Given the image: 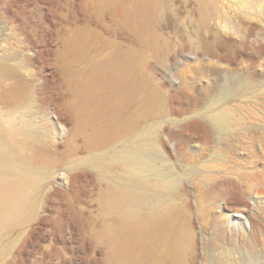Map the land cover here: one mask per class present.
Wrapping results in <instances>:
<instances>
[{"label": "rangeland", "instance_id": "obj_1", "mask_svg": "<svg viewBox=\"0 0 264 264\" xmlns=\"http://www.w3.org/2000/svg\"><path fill=\"white\" fill-rule=\"evenodd\" d=\"M115 1L0 0V92L10 83L19 88L15 101L0 94V121L8 127L14 120L21 128L19 158L38 149L27 163L40 174L25 218L0 230V264H111L109 258L128 254L136 256L134 264H264V197L254 204L247 194L230 193L231 178L202 176L214 170L206 164L215 158L247 163L245 137L218 143L214 136L193 148L181 143L179 125L219 106L223 87L241 79L248 89L246 109L257 114L251 122L247 111L245 122L264 133V14L250 16L233 0H157L149 12L120 14ZM108 73L121 74L129 89L137 87L129 105L80 122V96ZM147 98L157 103L144 115ZM147 129L157 149L144 151L168 165L172 177L179 175L177 184L191 180L195 189L172 196L171 189L141 179L151 199L142 195L139 219L128 220L115 197L132 185V176L106 158L127 146H144ZM261 154L256 163L264 172ZM259 187L264 194V185ZM243 206L246 219L234 221L225 213ZM166 207L189 225L195 251L184 246L164 253L153 235L140 254L142 218L157 220Z\"/></svg>", "mask_w": 264, "mask_h": 264}, {"label": "bare ground", "instance_id": "obj_2", "mask_svg": "<svg viewBox=\"0 0 264 264\" xmlns=\"http://www.w3.org/2000/svg\"><path fill=\"white\" fill-rule=\"evenodd\" d=\"M127 1H115V8L120 14H129V12H132L133 9H135L133 10L134 12H149L152 7H154L153 4H155V1L157 0H133L132 2L129 1L132 4ZM233 4L236 6V8L244 10L250 16L255 15V12H257L258 14H264V6L257 0H233ZM229 24L230 25L228 26L230 29H234L236 27L232 23ZM203 43L205 44L203 51H206L209 45L207 42ZM257 50L253 52L256 54V56L261 58L262 53L260 52V50ZM117 73H108V76L106 78H102V81L99 82L100 84L97 86V88H94L93 90L91 89V91H87L80 96L79 103L75 105L80 122L88 121L92 119L93 116H96L98 114H112L114 112L122 111L127 104L129 105V102L134 92H136L135 89L137 87L135 89H131L133 86L129 89L128 87L130 85L126 87L127 85H125L124 81L121 79V74ZM245 85L246 82L242 81L241 79L229 81L221 90L220 97L223 101L219 104V106H214L212 104L206 110H204L203 114H200L198 116L191 115L189 117H185L183 119L185 121L181 122L179 125L181 128V135H183L181 143L184 145L191 144L193 148L203 147L204 145L211 142L214 136L216 138L215 141L218 142L220 140V142L218 143H221L222 141L226 142L228 138L232 139L242 137V139H244L243 137H245V141H247L248 145H246L247 149H244L247 150V152L250 154L247 163H243L242 160L238 161L234 159L215 158L213 162L206 164L209 168H212L214 170L207 171V173L202 174V176L204 178L208 176L210 177V175H220L222 177L231 178L234 183L229 190L230 193L247 194L250 196V200H252L251 202L256 204V200L259 199V197H264V194L261 190H256V188H260L259 186L264 185V172L260 170L258 163H256V161L262 160L263 153L261 154V151H264V133L252 131L251 129L254 125L247 124L245 122V113L247 111H250L248 112L250 114V119H253L251 120V122L254 121L257 116L255 110H247L244 104V99H246V94L248 93V89L245 87ZM18 92L19 88L16 86V84L10 83L6 87L2 88L0 94H5L9 101H15L17 99ZM233 99H239L240 101L233 102ZM143 102L142 103L145 104V106H143V108L142 106H140V108H142L141 113L143 112L142 114L144 115L150 113L153 109H155V105L157 103L153 102L151 98H147L146 101L144 100ZM88 108L91 109V112H88ZM140 110L141 109H139L138 112H140ZM1 123L2 122L0 121V230L25 218L27 206L30 202L34 189L39 183L40 177V174L36 173L31 168V166H29L31 164L29 163L28 165L27 163L30 162L31 159L36 157L38 149L33 150V152H31L30 150V152L27 151L30 154L26 153L25 151L26 154L22 155V158H19L17 156V150L23 144L20 141L21 138L18 137L22 133L21 128L16 125L14 120L7 121L8 127H4ZM255 124L257 123L255 122ZM150 136V129L143 131L144 143L147 145L145 146L144 144L145 148H143V144H141L143 146H141L142 149L138 144L127 146L123 150L116 151L109 158H106L107 163L120 164L125 168L126 172L132 176V185L127 187L128 189L126 188L127 191L125 192L123 191V189H121L122 191H120L119 193L116 192L115 197L117 199H115L117 201V204H119L118 206L126 212V216L130 217L128 218V220L135 218V210L138 202L141 201L142 195L145 196L144 191L146 189L143 191L139 184L141 182V179L144 182L146 181L145 185L157 184L158 186H165L168 190L171 189L172 196L183 194L185 189H190V191H193L195 189V186L193 185L194 181L191 182V180H188L185 186L177 184L178 181H180V176L178 175L172 177L173 172L169 169L168 165L157 164L152 156L153 154L150 155L148 153L150 151H144L147 147L150 148L155 146V140H153ZM31 143L33 144L32 141ZM33 145L30 144V146ZM36 146L34 148H36ZM155 148L157 149L156 146ZM151 149L152 148H150V150ZM157 158H159V160H162L159 155H157ZM86 162L93 167L98 166L97 161H94L92 159H87ZM172 182H175V185H173L172 188H167V186H169ZM168 183L169 185H167ZM145 198L148 197L145 196ZM149 198L148 200L151 199ZM138 199H140V201H138ZM115 206L117 205L115 204ZM242 208V210H234V208H228L229 211L226 210L225 213L228 214L229 217L232 216V220L234 221H237L241 218L246 219L248 207L243 206ZM174 210L175 209L173 207H166L165 210L159 211V214L155 215L156 217H158L157 220L155 219L156 221L153 220L154 218H142V221L146 224V228L142 227L143 229H145L144 232L139 230L140 232H142V234L144 233V235H142L139 232V236L141 235L144 237H142L143 239H141L138 243V246L140 247V249H138L139 253L141 252L143 246L149 245V238L153 235H157L159 237L160 243L164 246V248L162 247V249H164L163 251H165L164 253H167L170 250L174 249L176 251L180 250L184 246H186V248H188L191 252L195 251V242L193 237L191 236L189 225L181 217H178L174 213ZM138 216L139 215L137 214L136 218H138ZM245 219L242 220L245 221ZM142 221L141 223H143ZM139 224L140 223L138 221L137 225L139 226V228L140 226H143ZM118 252H120V250ZM111 253H113V251H111ZM137 253L135 254L137 255L138 259L139 255ZM126 254L127 253L125 252L124 255ZM116 256L119 258L118 255ZM134 257L136 256H133V254H128L119 260H126L124 264H134V260H136L134 259ZM119 260H115V258L108 259L111 264H120L121 261Z\"/></svg>", "mask_w": 264, "mask_h": 264}]
</instances>
